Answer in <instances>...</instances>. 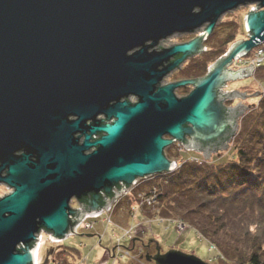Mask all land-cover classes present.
<instances>
[{
	"label": "water",
	"instance_id": "1",
	"mask_svg": "<svg viewBox=\"0 0 264 264\" xmlns=\"http://www.w3.org/2000/svg\"><path fill=\"white\" fill-rule=\"evenodd\" d=\"M251 6L247 40L204 78L160 86L206 52L223 17ZM176 36L195 38L162 48ZM261 42L264 0H0V183L14 189L0 199V264H36L41 233L63 242L139 180L175 172L173 145L206 161L226 150L244 106L224 104L248 92L224 90L254 77L234 62ZM149 261L208 264L174 250Z\"/></svg>",
	"mask_w": 264,
	"mask_h": 264
},
{
	"label": "trees",
	"instance_id": "2",
	"mask_svg": "<svg viewBox=\"0 0 264 264\" xmlns=\"http://www.w3.org/2000/svg\"><path fill=\"white\" fill-rule=\"evenodd\" d=\"M244 35L236 21L220 25L207 41L206 53L186 69L187 77L204 78ZM254 77L264 80V65ZM259 100L241 118L232 161L215 165L185 160L175 172L156 177L161 179L156 190L144 194L155 198V216L188 225L218 251L223 264H264V96ZM138 188L128 197L136 201L138 194L143 195ZM61 249L60 256L67 257L59 258L58 264L80 260L79 250Z\"/></svg>",
	"mask_w": 264,
	"mask_h": 264
},
{
	"label": "rangeland",
	"instance_id": "3",
	"mask_svg": "<svg viewBox=\"0 0 264 264\" xmlns=\"http://www.w3.org/2000/svg\"><path fill=\"white\" fill-rule=\"evenodd\" d=\"M248 9L249 7L242 8L226 15L222 18L215 31L219 29L220 25L230 20L236 21L242 25L244 29V18L249 13ZM244 33L245 35L240 41L247 40L245 29ZM194 38L193 36L174 37L167 46L189 42ZM206 45L207 42L205 47ZM206 50H208L207 47ZM193 61L194 60L186 64L188 65L186 69L189 68ZM233 68L235 70L242 67L234 66ZM232 91H236L240 94L248 92L245 94V96H247L246 99L240 100L238 98H233V101L226 104L228 107L235 108L241 103L244 107L240 109V112L243 111L242 115L245 116L258 106L259 99L264 96V80L257 81L255 77H252L247 80L228 84L224 92L231 93ZM188 92H190V90H186L182 95L181 92L177 91V95L183 98L190 94H188ZM256 92L262 94L249 97ZM236 102L237 105L234 106ZM235 137L228 143V148L226 150L222 149L220 152L210 155L207 161L204 159L203 154L188 152L186 150L181 151L178 146L167 149L165 155L170 161L176 164V169L179 168L185 160L195 163L222 164L234 159L235 153L233 147ZM225 145H227V143ZM158 176L162 175L139 180L135 186L131 187L128 192L124 193L121 198L116 200L111 210L103 212V214H110L95 221L91 231L86 232L79 230L76 235L69 237L67 240L63 241L62 244L58 245L51 244L48 241L49 235H44L45 240L42 244L38 264H58V261H60L59 258L65 259L67 255L62 254L60 256L59 254V251L62 250L61 247L79 250L81 258H79L80 260H77L75 264H154L149 260L157 254V250H159L161 254H165L172 250L179 251L187 255L195 256L208 264H223V257L221 259L217 257L218 251L215 249L213 252V250H211L213 247L211 248L210 244L188 225L183 224L180 220L174 219V221L172 220L171 222V220L168 221L155 216L157 210L155 209L156 206L142 212L141 203H139L140 194L137 195V202L133 198L128 197L129 194L139 189L138 187H141L140 189L143 190V195L141 196L149 194L151 190H156L155 185L161 180L156 178ZM7 194V189L0 188V198ZM71 207L73 209H78L79 205L77 202L73 201ZM149 212L150 215H152L151 217H149ZM146 215L149 216L147 217ZM107 217L111 220V224L108 223L109 219H106ZM130 231H132V233L126 236V233ZM127 252L130 257H119V253Z\"/></svg>",
	"mask_w": 264,
	"mask_h": 264
},
{
	"label": "built area",
	"instance_id": "4",
	"mask_svg": "<svg viewBox=\"0 0 264 264\" xmlns=\"http://www.w3.org/2000/svg\"><path fill=\"white\" fill-rule=\"evenodd\" d=\"M249 12L250 11H254L255 10V7L254 6H251L249 7ZM207 51V50H206ZM251 65H253V68H254V71H257L258 69H260L263 65H264V42H261L259 44V46L249 55L247 56L246 58H243V59H237L235 62H234V66H241L242 68H248L250 67ZM140 198V202L141 203V207L142 209L144 207H148V208H151L153 206H155V198L154 197H149V198H146L144 196H139ZM110 213H100V214H97V215H94V216H87L84 218V220L80 223H78L75 228H74V231L73 233L70 235L73 236V235H76L78 233L79 230H82V231H91L93 229V226H94V222L97 221V220H100L101 218L105 217V215H108ZM106 219H109V217H107ZM106 222V220H105ZM108 223L111 224V220L109 219L108 220ZM182 225V224H181ZM132 233V231L130 232H127L126 233V236H129L130 234ZM44 235H46L45 233H41L39 235V242H38V247L36 249V264H38L39 262V251L40 249L42 248V244L44 243ZM51 244H62V242H59V241H55L51 238V236H49V240H48ZM212 250L214 251L215 248L213 247ZM124 254V255H123ZM119 257L120 258H126V257H130L129 256V253H119Z\"/></svg>",
	"mask_w": 264,
	"mask_h": 264
},
{
	"label": "flooded vegetation",
	"instance_id": "5",
	"mask_svg": "<svg viewBox=\"0 0 264 264\" xmlns=\"http://www.w3.org/2000/svg\"><path fill=\"white\" fill-rule=\"evenodd\" d=\"M176 37H178V36H176ZM174 38V37H173ZM170 40H172V38L171 39H169V40H167V41H165V42H162V48H170V47H172V46H167V44L170 42ZM183 43H187V42H182V44ZM202 55V54H201ZM201 55H199V56H201ZM199 56H196L195 58H192V59H189L186 63H184L182 66H180L179 68H177V69H175L174 71H172L170 74H168L165 78H164V80L161 82V85L160 86H168V85H171V84H176V83H180V82H189V81H195V80H199V79H195V78H191V77H187V71H186V67L188 66V65H186L188 62H190V61H192V60H195L196 58H198ZM234 69V68H233ZM235 70H237V69H235ZM200 79H202V78H200ZM186 90H190V92H188V94L190 93H192L193 92V90H194V87L192 86V85H187V86H185V87H181V88H179V89H177L176 91H175V95L178 97V95H177V91L178 92H181V94L183 95V93L186 91ZM227 93V92H226ZM229 93V92H228ZM232 93V92H231ZM187 94V95H188ZM189 94V95H190ZM185 95V94H184ZM188 95V96H189ZM186 96V95H185ZM188 96H186V97H188ZM178 98H180V97H178ZM183 98H185V97H183ZM180 99H182V98H180ZM128 101L130 102V103H132V104H135V103H137L138 102V98L136 97V96H130L129 98H128ZM229 102H226L225 104H224V107L225 108H232V107H228V105H226V104H228ZM237 105V102L235 103V105L234 106H236ZM99 119L100 120H102V119H104V117H99ZM69 120L70 121H75V120H77V117H75V116H70L69 117ZM79 137H80V134H76L75 136H74V138H78L79 139ZM175 146H178L180 149H181V151H185L186 149L183 147V146H181V145H177V144H175V145H173L172 147H170L169 149H171V148H173V147H175ZM20 154L19 153H17L16 154V156H19ZM34 160V158H32V161ZM4 177V176H3ZM0 188H5V189H7L8 190V194L6 195V196H8V195H10L11 193H13L14 192V189L13 188H10L7 184H5V183H0ZM6 196H4V197H6ZM4 197H2V198H4ZM2 198H0V199H2Z\"/></svg>",
	"mask_w": 264,
	"mask_h": 264
},
{
	"label": "bare ground",
	"instance_id": "6",
	"mask_svg": "<svg viewBox=\"0 0 264 264\" xmlns=\"http://www.w3.org/2000/svg\"><path fill=\"white\" fill-rule=\"evenodd\" d=\"M40 253H41V249H40V251H39V257H38L39 260H40Z\"/></svg>",
	"mask_w": 264,
	"mask_h": 264
}]
</instances>
